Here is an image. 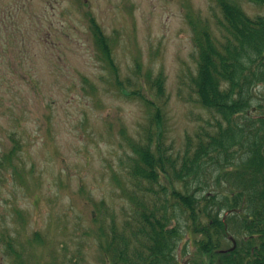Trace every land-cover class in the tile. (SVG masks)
<instances>
[{"label": "rangeland", "instance_id": "374dc122", "mask_svg": "<svg viewBox=\"0 0 264 264\" xmlns=\"http://www.w3.org/2000/svg\"><path fill=\"white\" fill-rule=\"evenodd\" d=\"M237 2L250 18L264 15L263 6ZM3 13L0 234L11 237L22 264H104L98 232L106 234L113 220L121 231L131 212L124 138L140 140L151 115L116 89L90 21L110 44L119 80L162 73L161 139L175 153L213 119L193 92L187 15L201 17L219 37L215 0H0ZM11 150L8 167L3 159ZM233 239L223 249L236 245ZM193 243L183 235L178 264L198 260ZM4 248L0 240V264H13Z\"/></svg>", "mask_w": 264, "mask_h": 264}, {"label": "trees", "instance_id": "16d2710c", "mask_svg": "<svg viewBox=\"0 0 264 264\" xmlns=\"http://www.w3.org/2000/svg\"><path fill=\"white\" fill-rule=\"evenodd\" d=\"M247 1L264 7V0ZM215 3L219 37L201 17L187 15L196 52L193 92L213 119L186 136L175 153L161 139L162 73L136 83L119 80L110 44L90 21L116 89L131 93L151 115L140 140L124 138L131 212L121 231L113 220L106 234L98 232L104 264H178L187 232L194 239V264H264V15L250 18L237 0ZM6 19L0 15V34L9 29ZM14 154L4 157L6 166ZM230 236L236 245L225 250ZM0 240L6 255L14 254L11 237L0 234ZM14 255L13 264H22Z\"/></svg>", "mask_w": 264, "mask_h": 264}, {"label": "water", "instance_id": "95a60500", "mask_svg": "<svg viewBox=\"0 0 264 264\" xmlns=\"http://www.w3.org/2000/svg\"><path fill=\"white\" fill-rule=\"evenodd\" d=\"M232 250V249H231Z\"/></svg>", "mask_w": 264, "mask_h": 264}]
</instances>
